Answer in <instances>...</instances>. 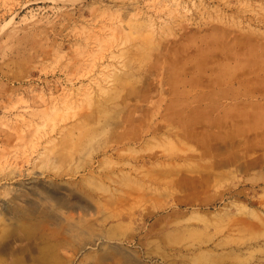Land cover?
<instances>
[{"label":"rangeland","instance_id":"rangeland-1","mask_svg":"<svg viewBox=\"0 0 264 264\" xmlns=\"http://www.w3.org/2000/svg\"><path fill=\"white\" fill-rule=\"evenodd\" d=\"M0 264H264V0H0Z\"/></svg>","mask_w":264,"mask_h":264}]
</instances>
